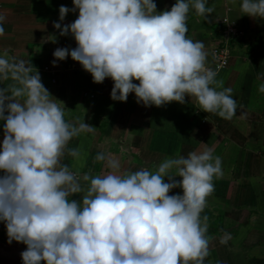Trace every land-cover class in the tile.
Wrapping results in <instances>:
<instances>
[{"label":"clouds","instance_id":"clouds-1","mask_svg":"<svg viewBox=\"0 0 264 264\" xmlns=\"http://www.w3.org/2000/svg\"><path fill=\"white\" fill-rule=\"evenodd\" d=\"M73 5H61L53 27L61 36L71 34L77 47L57 48L54 66L70 55L94 83L110 78L114 101L126 102L135 93L138 103L160 107L183 104L190 96L207 113L226 120L236 116L233 89L223 88L207 67L203 42L186 35L191 9L204 18L214 11L206 0H176L160 13L154 0H73ZM240 8L264 19V0H242ZM76 10L78 18L62 27ZM5 20L0 15V36ZM0 80L11 81L0 87L5 122L0 221L9 243L26 245L23 264H204L211 238L208 217L201 213L214 192V178L222 175V161L211 148L166 159L154 172L120 173L109 161L112 171L81 180L61 158L73 137L94 128L84 121L69 123L63 103L44 87L38 70L6 51L0 55ZM259 90L264 92V84ZM177 187L183 195H169ZM77 194L81 201L70 199ZM230 238L226 233L220 242Z\"/></svg>","mask_w":264,"mask_h":264},{"label":"crops","instance_id":"crops-1","mask_svg":"<svg viewBox=\"0 0 264 264\" xmlns=\"http://www.w3.org/2000/svg\"><path fill=\"white\" fill-rule=\"evenodd\" d=\"M154 3L160 13L170 11L176 0ZM241 3L206 0V6L214 11L204 18L191 9L186 22L187 37L205 45L209 68L213 66L211 37L215 23L227 17L248 34L249 45L235 48L228 66L217 72L216 79L223 81V88L233 89L237 102L236 116L226 120L203 111L190 96H185L183 104L171 102L160 107L138 103L135 93H130L126 102L114 101L110 78L102 84L94 83L91 74L70 55L53 64L57 48L77 47L71 34L61 36L53 27L59 22L61 5L72 9L73 0H0V15L6 17L0 55L6 51L9 57L32 65L51 96L63 103L65 119L76 126L84 121L94 128L73 137L61 158V164L81 180L86 174L112 171L109 161L119 165L120 173L143 168L154 172L166 159L187 157L205 147L212 149L214 157H220L222 175L214 178V192L201 213V218L208 217L207 235L211 238L204 264H264V92L259 90L264 84V19L245 15ZM78 15V10L70 11L62 27ZM9 83L0 80V87ZM4 123L0 121V146ZM99 154L105 159L97 160ZM171 174H176L175 169ZM174 179L179 182L182 178ZM177 194L183 195L182 188L169 193ZM70 199L81 201L82 196ZM226 233L231 238L222 244ZM25 250L23 243L8 242L5 223L0 221V264H23L21 253Z\"/></svg>","mask_w":264,"mask_h":264},{"label":"built area","instance_id":"built-area-1","mask_svg":"<svg viewBox=\"0 0 264 264\" xmlns=\"http://www.w3.org/2000/svg\"><path fill=\"white\" fill-rule=\"evenodd\" d=\"M247 35L245 30L227 17L215 23L211 37L213 66L210 68L216 73L226 68L231 60L234 49L239 45L243 47L249 45L250 39Z\"/></svg>","mask_w":264,"mask_h":264},{"label":"rangeland","instance_id":"rangeland-1","mask_svg":"<svg viewBox=\"0 0 264 264\" xmlns=\"http://www.w3.org/2000/svg\"><path fill=\"white\" fill-rule=\"evenodd\" d=\"M239 26V25H238ZM240 27V26H239Z\"/></svg>","mask_w":264,"mask_h":264}]
</instances>
